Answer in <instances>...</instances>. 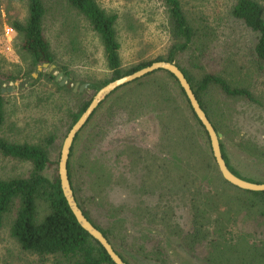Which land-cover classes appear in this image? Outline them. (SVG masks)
I'll return each instance as SVG.
<instances>
[{
	"label": "rangeland",
	"instance_id": "obj_1",
	"mask_svg": "<svg viewBox=\"0 0 264 264\" xmlns=\"http://www.w3.org/2000/svg\"><path fill=\"white\" fill-rule=\"evenodd\" d=\"M181 1L196 28V37L186 49L175 53V63L192 71L196 78L214 72L233 82L248 86L250 83L258 94L264 95V72L257 69L249 74L254 34L230 13L236 0ZM44 2L47 9L44 29L58 64L51 70L49 64L43 70L53 72L56 80L60 71L64 74L62 67H65L68 74L64 75L72 86L60 84L68 90L58 88L53 80L39 74L32 81L29 60L20 53V38L11 24L12 18L26 19V0H0V73L16 78L1 85L5 119L0 125V136L16 143H40L51 135L50 162L43 174L55 180L59 176L61 147L71 128L73 114L106 84L111 70L100 36L87 19L68 0ZM97 2L108 12L118 14L116 29L123 67L151 61L159 55L167 57L172 38L168 13L160 0ZM61 80L62 76L56 81L60 83ZM162 80L173 92L168 103L156 93V85ZM76 83L87 85L82 91H74ZM218 99L216 93L215 100ZM221 104L223 107L219 110L224 113L223 120L228 117L229 110L245 119L249 118V113L264 114V107H249L245 101L233 103L223 99ZM174 106L181 118L186 119L185 115H189L187 100L165 70H157L122 86L103 101L78 133L69 158V171L78 202L100 228L129 234L136 241L140 238L158 244L159 250L166 254V264H200L180 234L171 233L163 224L149 223L139 215L137 203L121 201V198L129 201L128 185L131 183L130 178L125 179V175L120 174L123 167L127 171L144 173L143 160L149 161L150 167L161 170V161L178 162L206 187H221L218 170L204 173L195 155L176 146L177 126L171 113ZM114 108L116 111L112 113ZM197 130L199 141L209 151L210 140L198 125ZM219 132L222 133L220 143L232 168L248 178L264 180V159L249 154L237 146L233 138ZM259 133L264 136V127L259 128ZM31 168L30 161L0 152V178L26 176ZM38 210L42 218L48 207L40 203ZM15 215V210L7 214L0 227V264H73L62 256L39 257L22 250L10 231ZM112 242L115 244L117 240L112 237ZM120 247L123 249L121 244Z\"/></svg>",
	"mask_w": 264,
	"mask_h": 264
},
{
	"label": "trees",
	"instance_id": "obj_2",
	"mask_svg": "<svg viewBox=\"0 0 264 264\" xmlns=\"http://www.w3.org/2000/svg\"><path fill=\"white\" fill-rule=\"evenodd\" d=\"M68 1L100 36L111 70V77L107 82L130 74L153 61H174L175 53L186 49L196 37V28L186 14L182 1L160 0L168 13L169 32L172 38L167 57L159 55L151 61L123 67L116 29L118 14L108 12L97 0ZM26 6V19L22 21L17 17L12 18L11 24L20 38L19 51L28 58L29 70L34 72L39 64L58 62L56 52L44 29L47 13L44 0H26ZM230 10L232 18L243 23L254 34L249 53V74L257 69L264 72V0H236ZM179 67L191 83L202 108L215 128L233 138L241 149L264 159V136L259 133V128L264 127V114L257 116L255 113H249V118L245 119L233 110H225L228 117L223 120L224 113L219 110L223 107L221 104L223 99L233 103L245 101L249 107H264V95L258 94L250 83L248 86L241 82H233L214 72H206L196 78L192 71ZM62 70L64 74H68L65 67H62ZM165 71L177 83L189 106L187 112L189 115H185L186 119L181 118L176 112V109L178 110L176 106L171 112L177 126L176 146L192 156L195 155L204 173L211 169L219 171L211 143L208 151L198 139L197 125L210 140L206 129L194 112L177 78L169 71ZM39 76L53 80L58 88L68 90L55 80L53 72L43 70L39 72ZM14 79L16 78L12 74L0 73V125L5 119V96L1 85ZM139 87L141 86H137ZM130 89L132 87L128 90L131 91ZM156 89L157 96L168 103L173 96L170 86L162 80V83L156 85ZM216 93L220 100H215ZM91 99L84 102L73 114L71 126L87 108ZM115 111L116 108L111 112ZM175 115L177 117H174ZM258 123L262 124V127ZM52 139L50 135L40 143H16L0 136V152L3 155L27 160L32 164L31 171L26 176L0 178V227L5 216L15 210L16 215L10 231L22 250L37 254L39 257L62 256L73 264H116L105 248L78 222L64 196L59 176L51 180L43 174L50 162L48 146ZM221 149L234 173L251 181L264 182L236 172L230 165L222 145ZM143 165L144 173L139 174L138 170L127 171L125 166L120 173L125 175V179L131 180L128 185L129 201L128 198H121L123 194L120 195L124 204L137 203L135 206L140 209L139 215L147 218L149 223L163 224L171 233L180 234L183 243L200 264H264V190L239 188L224 179L220 171L221 187L209 188L178 162L161 161L162 170L159 167H150L151 163L147 160H143ZM69 166L68 162V169ZM69 176L75 191L70 171ZM40 203L48 207V212L42 218L39 217L38 210ZM79 205L82 207L80 203ZM84 213L86 214L85 210ZM86 216L89 218L87 214ZM95 225L111 242L112 237L117 240V243L112 244L127 263L166 264V254L159 250L158 244L146 239L141 241L140 238L136 241L129 234Z\"/></svg>",
	"mask_w": 264,
	"mask_h": 264
},
{
	"label": "water",
	"instance_id": "obj_3",
	"mask_svg": "<svg viewBox=\"0 0 264 264\" xmlns=\"http://www.w3.org/2000/svg\"><path fill=\"white\" fill-rule=\"evenodd\" d=\"M49 63L45 62L43 64H39L37 66V71L33 72V78L38 76L39 72L43 70L45 66H48ZM55 64H50L49 70H51ZM167 70L170 73H172L177 80L179 81V84L184 89L186 96L196 113L197 117L203 124L204 128L206 129L209 138L210 143L213 151V155L215 157L218 169L223 176L224 179H226L231 184L247 190H253V191H262L264 190V182H257V181H251L246 178H243L236 173H234L228 163L226 162L222 149H221V143L220 138L222 136V133L219 132L215 126L213 125L212 121L208 117L205 110L202 108L194 89L187 79L185 73L182 71V69L175 63V61H169V60H158L153 61L151 64L144 66L142 68L137 69L136 71L123 75L119 78H116L112 81L107 82L105 85L100 87L94 96L92 97L89 105L84 110V112L80 115V117L76 120V122L71 126L69 131L67 132V135L64 138L62 147H61V154L59 159V178H60V184L62 191L64 193V196L73 211L74 215L76 216L78 222L81 224V226L86 229L90 235L97 240L107 251V253L110 255L111 259L116 264H129L127 263L123 257L120 255V253L115 249L112 242L106 237V235L86 216L84 213V210L79 205V202L76 198L75 191L73 189L70 176H69V169H68V162L70 158V153L72 150V146L74 143V140L77 136V134L80 132V130L84 127V125L87 123L90 116L93 114L95 109L100 105V103L105 100V98L112 93L115 89L126 85L127 83L133 82L137 79H141L150 73L156 71V70ZM48 70V71H49ZM62 76V80L60 81V84H66L67 87H71L72 83L71 81H67L68 77L63 74L62 71H60L56 75V80L59 79V77ZM87 84L83 83L81 85H78L77 83L73 86L74 91H82L83 88Z\"/></svg>",
	"mask_w": 264,
	"mask_h": 264
}]
</instances>
